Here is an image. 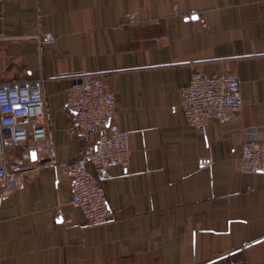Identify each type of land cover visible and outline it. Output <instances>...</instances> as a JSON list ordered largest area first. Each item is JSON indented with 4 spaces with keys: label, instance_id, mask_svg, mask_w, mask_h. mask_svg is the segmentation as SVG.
<instances>
[{
    "label": "crops",
    "instance_id": "crops-1",
    "mask_svg": "<svg viewBox=\"0 0 264 264\" xmlns=\"http://www.w3.org/2000/svg\"><path fill=\"white\" fill-rule=\"evenodd\" d=\"M193 67L238 76L241 112L189 125ZM81 72L103 77L109 127L130 132L129 163L101 181L111 218L87 225L70 179L10 145L20 185L0 184V264H264V172L238 168L244 139L264 140V0H0V83L44 80L57 163L94 139L65 108Z\"/></svg>",
    "mask_w": 264,
    "mask_h": 264
},
{
    "label": "built area",
    "instance_id": "built-area-1",
    "mask_svg": "<svg viewBox=\"0 0 264 264\" xmlns=\"http://www.w3.org/2000/svg\"><path fill=\"white\" fill-rule=\"evenodd\" d=\"M127 18L136 22L137 12H129ZM36 39L44 44L56 38L45 32ZM43 81L0 83V184L5 190L20 185L19 167L7 155L10 145L21 148L22 161L31 160L35 152L40 165H55L59 175L70 179L72 204L82 211L87 225L105 224L111 218V208L101 181L112 165H127L132 153L130 132L109 127L117 110L114 93L102 76L87 72L73 75L65 103L73 114L71 129L81 137L94 139L74 158L57 163L46 120ZM244 105L236 75L208 74L193 67L181 92L186 121L197 130L204 129L210 119L225 120L241 112ZM238 168L241 172H264L263 139H244Z\"/></svg>",
    "mask_w": 264,
    "mask_h": 264
}]
</instances>
